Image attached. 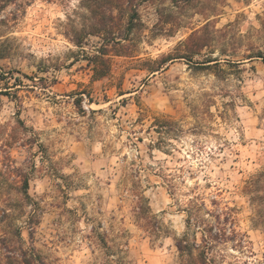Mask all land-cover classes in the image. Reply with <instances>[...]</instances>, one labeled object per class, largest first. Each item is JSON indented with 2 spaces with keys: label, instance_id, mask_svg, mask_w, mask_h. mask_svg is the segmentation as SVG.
Instances as JSON below:
<instances>
[{
  "label": "rangeland",
  "instance_id": "obj_1",
  "mask_svg": "<svg viewBox=\"0 0 264 264\" xmlns=\"http://www.w3.org/2000/svg\"><path fill=\"white\" fill-rule=\"evenodd\" d=\"M135 2L97 62L82 0L1 12L0 264H179L187 230L264 264V0Z\"/></svg>",
  "mask_w": 264,
  "mask_h": 264
},
{
  "label": "trees",
  "instance_id": "obj_2",
  "mask_svg": "<svg viewBox=\"0 0 264 264\" xmlns=\"http://www.w3.org/2000/svg\"><path fill=\"white\" fill-rule=\"evenodd\" d=\"M14 1L15 0H0V14L10 2H14ZM135 1L136 0H82L83 6L90 11L91 17L94 20V24L87 32V34L99 35L102 38H104V43L100 47L99 53L94 54V56L91 57L92 62H97L98 60H103V61L108 60V58H104V56L106 55L108 56L110 53L108 44L110 43V41H115L114 38H122V36L118 37L121 31V28L119 27L120 22H118L120 17L115 14V11L120 12L122 7L126 6V10L130 12V15L126 20V29L129 31L132 29V27H134L135 25L134 19L138 15L137 7H136L137 3ZM194 37H197V35L194 34L191 35L189 40ZM76 38H81V37L77 36ZM81 43L82 41H77V44L79 46H82ZM208 43L209 42H205V40H202V42L198 43V47L201 48L205 47L208 45ZM193 53H197V51ZM191 56L192 55L190 52L189 55L183 57L185 58L187 57L189 60H191L192 58ZM256 56L262 57L261 55H256ZM1 57L2 56H0V58ZM172 58L173 57L169 56L167 60H171ZM209 61L211 60H207L206 62ZM102 75H104V73ZM27 188H28V181L25 182V186H24L25 193H27ZM191 220H192V215H190L188 218L189 227L192 226ZM204 230L205 229L203 228V231ZM222 230H226V228H223ZM219 231H221L220 228ZM217 235L218 233L210 234L209 237L207 235L202 236L201 242H198V240L191 241L189 239L190 236L189 231L187 230L181 238H178L176 240V246L180 253L179 264H210L211 260L208 257V253L209 250L213 248L214 245L213 238H216ZM35 256H36L35 254L28 255L27 251H24L23 254L20 256L21 259L18 262V264H42L41 262L38 263L36 259H34Z\"/></svg>",
  "mask_w": 264,
  "mask_h": 264
}]
</instances>
